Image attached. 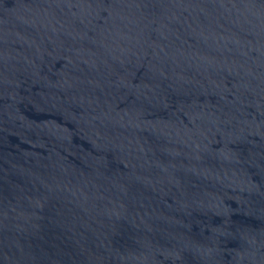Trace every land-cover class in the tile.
<instances>
[{"label":"water","instance_id":"water-1","mask_svg":"<svg viewBox=\"0 0 264 264\" xmlns=\"http://www.w3.org/2000/svg\"><path fill=\"white\" fill-rule=\"evenodd\" d=\"M0 264H264V0H0Z\"/></svg>","mask_w":264,"mask_h":264}]
</instances>
